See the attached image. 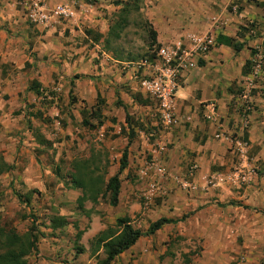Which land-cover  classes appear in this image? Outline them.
<instances>
[{
  "label": "crops",
  "instance_id": "1",
  "mask_svg": "<svg viewBox=\"0 0 264 264\" xmlns=\"http://www.w3.org/2000/svg\"><path fill=\"white\" fill-rule=\"evenodd\" d=\"M27 1L0 0V93L8 95L0 97L3 135L11 138L17 133L10 113L19 104L40 101L43 96L37 88L56 89L68 98L72 89L90 108L99 96L101 127H114V141H122L126 112L137 125L132 123L135 136L127 145L126 135L125 145L138 174L136 181H141L128 189L121 186L118 204L127 197V216L139 214L131 223L142 231L158 218L173 220L139 237L112 264L258 263L264 249V212L259 211L264 208V81L255 92L250 124L244 131L251 164L258 168L248 185L239 186L229 177L239 162L229 138L240 122L235 108L246 62L257 45L264 53V0H156L153 8H147L157 43L209 31L216 39L197 66L180 78L177 124L171 129L161 127L153 98L132 79L133 67L125 63L134 61H120L107 49L111 23L124 0H41L47 8L66 3L74 11L71 19L53 20L49 26L31 22ZM234 43L240 48L236 50ZM76 73H81L80 80H74ZM118 97L122 104L113 102ZM208 103L216 106L211 119L205 117ZM152 159L164 167L165 176L147 168ZM192 163L197 164L192 187L184 188L182 181ZM155 180L164 194L154 203L151 198L143 203L148 184ZM171 237L203 238L202 248L191 254L187 246L170 249Z\"/></svg>",
  "mask_w": 264,
  "mask_h": 264
},
{
  "label": "rangeland",
  "instance_id": "2",
  "mask_svg": "<svg viewBox=\"0 0 264 264\" xmlns=\"http://www.w3.org/2000/svg\"><path fill=\"white\" fill-rule=\"evenodd\" d=\"M154 1L124 0L128 3L127 10L115 13L107 49L113 51L116 59L137 61L149 54L151 23L145 12L153 8ZM80 75L76 73L74 80H80ZM72 83L69 82V86ZM41 96L38 102L13 108L10 115L14 116L17 127L13 129L17 133L11 134V138L3 135L5 125L0 121V157L10 165L9 170L0 173V228L13 229L19 235L29 230L36 234V247L27 256L29 264H96L98 254L91 253L94 237L108 226L114 228L117 216L127 215V197L111 206L108 198L100 194L95 203L85 199L81 207L77 200L81 190L71 188L72 176L75 174L84 180L89 197L94 185H102L98 178L117 173L126 147L128 126L125 123L126 129L120 131L123 138L119 143L111 133L114 127L110 124L98 126L97 119L88 114L89 104L75 91L71 90L68 98L61 91L44 88ZM0 97L7 99L8 95L0 93ZM102 102L103 99L96 98L93 105ZM113 102L122 104L123 98L118 97ZM129 116L131 124L137 126ZM83 118L94 126L84 125ZM134 168L127 161V166L119 173L123 189L140 183V179L136 181L138 174ZM157 199L152 196L150 201L154 203ZM141 201L145 203L148 199L142 196ZM259 211L264 212V208ZM138 215L130 217L131 220ZM59 216H63L67 224L52 229L51 219ZM78 231H81L79 237ZM202 239L171 237L167 242L170 249L187 246L191 254L200 251ZM241 241L242 237L238 236L237 242L241 244ZM185 256L188 258V252ZM114 264L124 262L115 261ZM256 264H264V249Z\"/></svg>",
  "mask_w": 264,
  "mask_h": 264
},
{
  "label": "built area",
  "instance_id": "3",
  "mask_svg": "<svg viewBox=\"0 0 264 264\" xmlns=\"http://www.w3.org/2000/svg\"><path fill=\"white\" fill-rule=\"evenodd\" d=\"M26 5L27 16L31 22L43 26H49L53 20H69L74 15L71 6L66 3L47 8L41 0H28ZM249 33L251 35L255 33L254 26H251ZM215 44V34L212 31L204 34H189L171 43H156L149 49L147 56L134 62L125 63L126 66L133 67L131 77L138 83L139 88L153 98L158 122L163 129H171L177 124L175 98L180 78L185 72L195 68L198 60L206 55ZM263 81L264 53L262 48L257 45L237 94L235 109L240 122L237 131L229 138L232 146L231 151L239 159V162L232 168L229 177L239 186L250 184L258 170L254 163L251 164L248 156L249 143L244 137V131L250 124L249 114L254 109L255 92L261 88ZM207 110L208 113L205 117L211 119L216 113L215 104L208 103ZM147 168L153 169L161 176L166 174L164 167L153 159L147 163ZM196 169V163H192L188 167V178L182 181L184 188L192 187L190 178ZM147 190L148 194L145 197L148 200L152 196L157 197L164 194L162 186L156 180L148 184Z\"/></svg>",
  "mask_w": 264,
  "mask_h": 264
},
{
  "label": "trees",
  "instance_id": "4",
  "mask_svg": "<svg viewBox=\"0 0 264 264\" xmlns=\"http://www.w3.org/2000/svg\"><path fill=\"white\" fill-rule=\"evenodd\" d=\"M128 8V3L122 5L121 10L126 11ZM156 31L152 28V25L148 29L149 36V45L153 46L157 43L156 40ZM234 48L237 50L240 48L239 43L233 44ZM250 60L246 62V72L248 71ZM72 89H70L71 92ZM38 93H42L43 90H38ZM70 96V93H69ZM98 100L99 96L97 97ZM99 105V103L97 104ZM88 114L91 118L97 119V125L101 126L104 121L101 118V108L99 106L92 105ZM125 123L128 126L127 145L131 142V139L135 136L134 129L130 121V116L128 112L125 113L124 118ZM82 123L88 126H94L85 118L82 119ZM125 127H121V130H124ZM128 161V151L127 146L123 149L121 158L119 160V169L117 173L105 178L102 176L98 178L100 184L94 185L95 188L91 189L92 194L89 197L86 194V184L84 180L78 176H72V186L73 189L81 190V194L78 196L77 200L79 205L82 207V203L85 199H90L92 202H96L98 195H105L108 198V203L111 206H116L119 202V192L121 188L119 173H121L127 166ZM10 169V165L0 157V173L2 171H7ZM103 188V189H102ZM101 189L103 190L101 192ZM173 222L170 218H158L157 220L151 222L148 228L145 231L134 227L131 223V218L127 215L119 216L115 219V226H108L107 228L99 231L93 240V254H98L96 259V264H112L115 258L133 245L137 239L141 236H147L153 234L156 230L162 227L165 223ZM67 224L63 216L51 219L50 227L52 229L60 228ZM81 231L77 232V237H79ZM36 234L29 230L24 235L17 234L13 229L5 230L0 228V244L3 247V251L0 252V264H29L27 261V256L30 252L36 247ZM82 248H79V251ZM99 253L101 255L99 256Z\"/></svg>",
  "mask_w": 264,
  "mask_h": 264
}]
</instances>
